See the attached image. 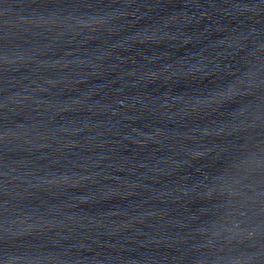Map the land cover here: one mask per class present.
Returning a JSON list of instances; mask_svg holds the SVG:
<instances>
[{"label": "water", "instance_id": "1", "mask_svg": "<svg viewBox=\"0 0 264 264\" xmlns=\"http://www.w3.org/2000/svg\"><path fill=\"white\" fill-rule=\"evenodd\" d=\"M0 264H264V0H0Z\"/></svg>", "mask_w": 264, "mask_h": 264}]
</instances>
